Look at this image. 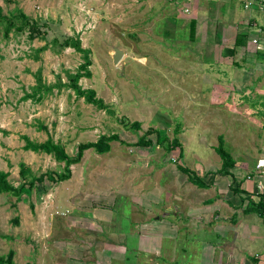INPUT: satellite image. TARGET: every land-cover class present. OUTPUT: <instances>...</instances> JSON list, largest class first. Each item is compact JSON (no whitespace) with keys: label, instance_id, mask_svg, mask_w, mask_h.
Segmentation results:
<instances>
[{"label":"rangeland","instance_id":"1","mask_svg":"<svg viewBox=\"0 0 264 264\" xmlns=\"http://www.w3.org/2000/svg\"><path fill=\"white\" fill-rule=\"evenodd\" d=\"M209 2L199 0L195 16V0H0L5 14L22 10L39 28V34L28 26L8 36L0 31V171L9 172L16 186L23 182L22 164L37 177L70 175L58 183L45 178L31 193H0V255L14 250L16 264H133L136 252L129 247L141 241L131 231L152 228L164 202L177 212V195L203 198L209 192L178 165L200 177L222 168L220 135L235 160L252 162L263 153L264 74L250 73L251 55L259 49L251 38H264L258 31L264 12L234 0L243 17L252 14L259 23L240 27L241 36L249 35L246 45L235 58L222 59L227 54L216 52V39L230 18L221 14L220 0L211 3L215 13ZM68 38L90 50L91 76L83 72L79 84L94 89L107 108L70 86L85 57L62 45ZM116 48L124 52L118 63ZM150 129H156L146 136L152 145L138 146ZM114 133L126 143L112 141L104 154L87 149L70 170L53 154L26 148L27 137L38 143L51 137L75 156L80 143ZM175 139L182 147L168 150ZM179 210L185 212L180 204ZM168 220L176 222L173 213ZM121 231L129 246L116 234ZM201 232L194 237L219 238ZM185 256L180 264H189Z\"/></svg>","mask_w":264,"mask_h":264},{"label":"crops","instance_id":"2","mask_svg":"<svg viewBox=\"0 0 264 264\" xmlns=\"http://www.w3.org/2000/svg\"><path fill=\"white\" fill-rule=\"evenodd\" d=\"M217 1L210 0V6L208 3L205 5L215 13L214 5L211 3L217 4ZM220 1L225 7V11H221V14L229 17L230 21L218 30L221 35L216 39V43L220 47L215 50L220 51V57L222 52L227 54L222 59L235 58L249 38V35L241 36L239 28H243L245 23L259 22L252 14L248 19L243 17L234 0ZM195 3L200 9L199 0H195ZM199 9H196L195 16L200 15L201 9ZM210 17L209 14L205 20L208 26L211 23L208 20ZM195 24L192 23L194 33L196 32ZM260 26L262 25L259 24ZM254 37H257L256 34L252 35V38L250 36L251 39ZM260 40L263 42L264 38L260 37ZM258 53H263V57ZM251 57L253 70L251 69L250 76L256 75V70L261 76L264 74V49H258L257 53H252ZM259 92L264 94V88L259 89ZM262 152L252 162L236 160L235 166L228 168L229 172L225 174L218 173L221 167L207 169L204 180L209 186L204 189L209 190L208 194L203 198L199 195L193 197L177 195L175 197L177 212L168 209L164 202L165 210L160 212L158 218L157 214L154 217L159 221L152 224V228L149 225L146 227L149 232H146L148 231L146 228L144 232L141 228L131 231V233L139 234L141 241L140 245L138 244L139 247L133 245L129 247L132 252H136V260L133 264H180L181 254L185 260L187 253L189 264H264V203H261L264 202V193L259 190V184L264 185V174L256 168L258 159L264 157V150ZM201 163L206 165L209 162L202 158ZM179 204L183 206L185 212L179 210ZM172 213L176 219L173 223L168 220ZM200 229L201 233L215 234L219 238L212 240L210 238L207 242V238H203L201 234L197 238L194 237L195 231ZM116 234L124 237L125 247L130 245H128L127 233L121 231ZM189 235L193 238L188 239ZM167 240H171L169 244L173 243V245L168 247ZM190 240L193 243H189ZM185 241L189 243L188 246L182 244ZM155 242H157V248L154 247ZM142 243L145 245L143 248L140 247ZM189 255L193 256L192 262H189ZM108 263L111 264V260ZM113 264L116 263L113 261Z\"/></svg>","mask_w":264,"mask_h":264},{"label":"trees","instance_id":"3","mask_svg":"<svg viewBox=\"0 0 264 264\" xmlns=\"http://www.w3.org/2000/svg\"><path fill=\"white\" fill-rule=\"evenodd\" d=\"M26 26L30 28L31 33L39 34V28L36 25L35 21L29 20V17L25 15L22 10H17L16 12L10 11L8 14L4 13V9L0 6V31L3 29L4 35L8 36L9 33L14 29L18 28L19 30L24 29ZM34 36V35H33ZM62 45L66 46H75L81 52H83L85 57V63L80 66L79 70L71 76L72 86L77 93L78 96H85L87 102L93 103L100 108H107L104 100L101 98H97L96 91L94 89H83L79 84L80 78L83 76V72L86 76L90 77L91 72L88 70V66L91 65V59L89 57V49L82 48L80 40H74L72 38L66 39ZM85 70V71H84ZM84 75V76H85ZM136 128H140L141 123L135 121L132 123ZM156 129H150L146 133L140 137L137 142L138 146H151L152 139H148L147 134H152ZM158 140L160 139V134H157ZM120 141L122 143H126L118 134H103L99 137V139L95 142H87L80 143L77 148V153L75 156L69 155L61 142L54 141L51 137H49L45 142H34L28 139L27 137V149H31L33 151H45L47 153H51L55 156V158L59 161L65 162V167L67 170H70V165L79 163L82 159L85 150L94 148L98 153L104 154L111 150V142L112 141ZM220 143L217 146L216 150L220 154L223 159L222 168L218 170V173H228V168L234 167L236 164V160L232 157V155L226 151L224 147V137L222 135L219 136ZM181 148L182 146L179 144L178 140L170 142L168 145V150H172L175 148ZM183 153V149H181V154ZM21 176L23 178V182L21 185L16 186L12 181L8 179L9 172L0 171V193H15L16 195H21L23 193H31L33 187L36 186L37 182L45 181V178H49V181L52 183H58L62 180H65L70 177L69 174L61 175L55 171H48L45 174L37 177L32 174H28L27 167L22 164L21 166ZM178 168L181 169L184 173L189 175L191 182L199 187L206 188L209 185L204 181V177H200V175L195 171L191 170L183 165H178ZM264 203V202H261ZM0 264H16L14 261V250H10L9 253L5 255H0Z\"/></svg>","mask_w":264,"mask_h":264},{"label":"built area","instance_id":"4","mask_svg":"<svg viewBox=\"0 0 264 264\" xmlns=\"http://www.w3.org/2000/svg\"><path fill=\"white\" fill-rule=\"evenodd\" d=\"M243 5L246 9L253 10L254 8H257L258 10L264 12V0H242ZM258 31L262 32L264 31V24L260 27H258ZM260 37H254L252 41L257 44L259 49H264L263 45L259 42ZM257 170H260L262 174H264V157L258 159L256 164ZM259 190H261L264 193V185L259 184Z\"/></svg>","mask_w":264,"mask_h":264},{"label":"water","instance_id":"5","mask_svg":"<svg viewBox=\"0 0 264 264\" xmlns=\"http://www.w3.org/2000/svg\"><path fill=\"white\" fill-rule=\"evenodd\" d=\"M124 52L119 49V48H116L115 49V54L113 56V59H114V63H118L121 59V57L123 56Z\"/></svg>","mask_w":264,"mask_h":264}]
</instances>
